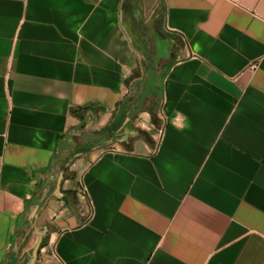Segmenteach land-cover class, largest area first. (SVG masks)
Returning <instances> with one entry per match:
<instances>
[{
    "label": "crops",
    "instance_id": "crops-1",
    "mask_svg": "<svg viewBox=\"0 0 264 264\" xmlns=\"http://www.w3.org/2000/svg\"><path fill=\"white\" fill-rule=\"evenodd\" d=\"M0 264H264V0H0Z\"/></svg>",
    "mask_w": 264,
    "mask_h": 264
},
{
    "label": "water",
    "instance_id": "water-1",
    "mask_svg": "<svg viewBox=\"0 0 264 264\" xmlns=\"http://www.w3.org/2000/svg\"><path fill=\"white\" fill-rule=\"evenodd\" d=\"M156 47H157V58L168 57L169 41L162 39L159 34L155 33Z\"/></svg>",
    "mask_w": 264,
    "mask_h": 264
},
{
    "label": "rangeland",
    "instance_id": "rangeland-1",
    "mask_svg": "<svg viewBox=\"0 0 264 264\" xmlns=\"http://www.w3.org/2000/svg\"><path fill=\"white\" fill-rule=\"evenodd\" d=\"M148 75L149 76H148V79H147V85H148L147 87L150 88L152 86V84H154L155 86H158L160 81H159V79L154 78L152 76V71H149ZM150 108H152V107H150Z\"/></svg>",
    "mask_w": 264,
    "mask_h": 264
},
{
    "label": "trees",
    "instance_id": "trees-1",
    "mask_svg": "<svg viewBox=\"0 0 264 264\" xmlns=\"http://www.w3.org/2000/svg\"><path fill=\"white\" fill-rule=\"evenodd\" d=\"M81 110L79 109H70V113L74 116H76L77 118L81 119L82 116L81 115H78V113L80 112Z\"/></svg>",
    "mask_w": 264,
    "mask_h": 264
}]
</instances>
